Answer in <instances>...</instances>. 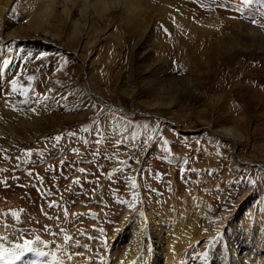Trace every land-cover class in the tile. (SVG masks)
I'll return each instance as SVG.
<instances>
[{
	"label": "rangeland",
	"instance_id": "374dc122",
	"mask_svg": "<svg viewBox=\"0 0 264 264\" xmlns=\"http://www.w3.org/2000/svg\"><path fill=\"white\" fill-rule=\"evenodd\" d=\"M37 2L0 0V137L7 139L6 144L15 145L14 149L10 148V159L7 160L2 158L5 149L0 148V167L17 164V161L20 162L17 159H30L28 166L31 164L32 168L38 169V173L33 175L38 183H34L36 194L26 198L23 197L25 189L11 190L10 181H0V243L8 250V258H11V251H20L28 245L26 232L29 220L25 213L30 207L26 205L46 195L51 198L44 201L45 206L49 205V212H60L56 218L49 217V225L55 220H61L65 225L66 218L70 216L66 207L70 206L75 222H88L84 233L76 235L86 239L84 235L87 234L91 240L80 239L79 243L89 245L90 241L103 239L105 246L110 245L111 236L98 233L102 224L106 223L102 219V213L107 208L104 202L107 197H116V194L117 198L128 197L127 172L130 173L134 166L138 167L139 172L129 185L132 186L131 195H138L137 188L145 167L156 158V148L163 143L162 133L168 130L167 124L154 113L180 123L181 129L170 130H175L180 138L185 139L187 146H209L207 141L213 144V139L217 140L219 148L223 147L226 155L231 154V151L230 147L223 146V137L212 129L204 130V127L207 122L215 121L235 134L239 132L235 145L233 143L231 146L239 153L238 174L230 173V162L227 163L226 158L220 164L223 171L219 176L207 179V185L215 184L208 190L206 198L207 203L211 201L213 204L210 203L211 206L205 211L208 227L196 228L189 239L193 240L191 256L208 253L214 247L221 253L225 238L236 247L241 239L240 228L245 226L244 221L248 229L256 222H261L259 234L263 235L261 244L264 245V176L257 167L248 170L251 165L243 162L264 161V86H261L260 81L252 83L248 75L259 71L257 69L263 64L259 60L251 63L250 54L238 53L233 57L235 63L226 66L225 61H220L216 53L200 47L195 57L198 62L188 68L189 59L183 50L177 51L174 46L178 39L187 41L195 36L216 39L231 33L238 35L242 26L245 33L240 37L251 38L249 35L252 33L257 37L264 36V5L259 0H252L251 3L242 0H136L139 8L133 6L135 14L129 17L131 14L121 13L123 9L113 1L107 11L102 14L92 12L90 15L79 13L78 7L75 8L70 1L69 14L57 5L50 18L42 20L35 13L39 9ZM27 14L32 16V26L38 28L36 34L33 29H26L27 19L24 16ZM237 49L248 53L257 50L253 43L249 48L243 45ZM235 67H238L237 70H234ZM160 72L164 73L165 82L176 79L179 85H188L198 92L190 89L191 93L183 97V90L179 87L176 92L179 96L175 95L171 106L154 108L151 103L155 101L153 99L156 95L144 89L146 83L159 78L157 76ZM83 94L90 97L94 107L82 100ZM18 101L25 104L23 108L20 105L22 109L19 112H25L24 107L27 113L33 112L32 117H28V136L20 129L22 126L19 121L12 117L15 109L13 105ZM107 102L127 110L120 113L124 120L129 121L119 128L120 134L116 132L117 128L107 130L102 123L110 110ZM132 115L135 118L131 120ZM11 117L19 134L23 133L21 139L14 138L6 129ZM152 121L155 125H152ZM105 131L109 134L102 136ZM69 140L77 143L73 141L70 144L67 142ZM91 140L93 146H96L94 154L88 151ZM99 140L107 142L113 148V153L104 155L105 158L99 155L106 148V145L98 143ZM64 142L70 148H62ZM147 142H150V148L139 159ZM174 149L175 156H178L183 147L176 146ZM186 152L188 157L194 154L190 148ZM117 157H124L120 163L123 161L126 172L110 183L112 177L120 174L119 160L114 162ZM133 157V162L129 161ZM174 162L167 158L163 167L170 169ZM199 162L204 164L206 172L215 173L210 171L209 163L202 160ZM180 169L178 173L182 172ZM41 170L51 171L52 174H39ZM61 171L68 172L65 183L57 177ZM5 175L14 176L9 170ZM49 177L51 179L46 181L45 178ZM198 182L194 181L193 184ZM197 190L201 192L199 195L206 191ZM31 191L35 192L33 188ZM18 198L21 200L17 201ZM222 199L227 201L223 203ZM60 202L67 204L62 205ZM218 202L224 206L219 207ZM149 210L154 211V208ZM36 212L40 210L37 208ZM135 212L130 216L131 220L137 222L139 215Z\"/></svg>",
	"mask_w": 264,
	"mask_h": 264
},
{
	"label": "bare ground",
	"instance_id": "6f19581e",
	"mask_svg": "<svg viewBox=\"0 0 264 264\" xmlns=\"http://www.w3.org/2000/svg\"><path fill=\"white\" fill-rule=\"evenodd\" d=\"M70 1L75 8L78 7L79 13L88 15L92 14V12L102 14V12L107 11L111 7L112 1L116 3L119 8L123 9L121 13L131 14L129 15V17L135 14L132 10L133 6H135V8H139L138 4H136V0H38L37 4L39 6V9L35 13L40 19L44 20L43 18H45L47 20L53 14L54 6L56 7L57 5H59L62 8L63 12L69 14L71 11V6L69 3ZM40 8L42 9L40 10ZM24 17L27 19L26 29H33V33L36 34L38 28L32 26V16L27 14ZM221 28L222 27H220L219 29ZM239 31L240 32L238 35H233L230 32V35L221 36L216 39H211L210 37L207 38L204 36L200 38L195 36L187 39V41L178 39L174 46L177 48V51L183 50L184 55L189 59V61L187 62L188 68H190L189 66H194L195 62H198V58L196 59L195 57L198 55L200 47H206L209 52L213 51L214 53H216L220 61H225L226 66L235 63L233 57H236V54H250L249 58L252 59V61H250L251 63L259 60L263 64L262 67L257 69L259 71L254 74H248L250 76V81H252V83H257V81H260L261 86H264V36L257 37L256 34L252 33L249 35L251 36V38H245L243 36H239L242 35V33H245L243 26L242 28H239ZM252 43L256 46L257 50L251 53H248V51L245 50L237 49L243 45H246L249 48V45ZM164 52H166V49L164 50ZM258 56L260 57V59H258ZM83 64L87 65V63L85 62ZM237 68L238 67H235L234 70H237ZM163 76L164 73L160 72V74H158L157 76L159 78H155L152 83H146L147 86L144 89L145 92H152L156 95V98L153 99L156 102L152 101L151 103L154 108H160L161 105L163 107L171 106L173 104L175 95L177 96L176 92H178L179 87H181L180 89L183 90L181 94V96L183 97L191 93L190 89L198 92L196 91V89H192L188 85H179V82L176 79H172V82H165L164 80L166 78L163 80ZM237 85H240V83H238ZM46 88V90L49 89L48 86ZM241 89L244 90V87H242ZM242 99L245 100V98ZM82 100L86 103L88 102V106L94 107L90 97H88L87 95L83 94ZM243 103L246 102L243 101ZM20 105H22L23 108V105L25 104H22L20 103V101H18L15 106L13 105V108L15 109L13 111L12 117L13 119L15 118L19 121L22 126L20 129L28 136L30 135V132L28 131V117H32L33 112L27 113L26 107H24L25 112H19V110L22 109ZM107 105H109L110 110L102 119V123L103 125H105V128L107 130H113L114 128H117L116 132L119 133L122 126L127 125V122H129L124 120L120 114L121 112L127 110L121 106L112 105L108 102ZM92 109L93 108H91V110ZM91 110L89 112H91ZM153 115L160 116L158 118H161L162 122L167 124L168 130L162 133L164 136L162 139L163 143L161 144V146H157L156 148V158L152 163L149 162L145 167L143 178L141 179L137 188L138 195H135V193L131 195L130 191L132 190V186L129 185L131 184V181L136 173L139 172V170L137 169L138 167L134 166V168L130 170V173L127 172L128 178L126 179V181L128 182L126 189L131 196L129 197L128 195V197H119V199L117 198L118 194H116V197H107V201L104 202L107 208H104L105 210L103 211L104 213H102V219H105L106 223L102 224L103 227L98 230L100 231L98 233H103L104 236H111L110 245L105 246L103 239L97 242L90 241L89 245H86L85 242H83L82 244L79 243L80 239H83V241L91 240V237H87V234L84 235L86 236V239L82 235L80 236V238L76 235L80 232L84 233L86 229L85 225H87L88 222L86 220H82V222H75L74 214L72 213L73 211L71 212L70 206L66 207L67 212H70V216L68 219L66 218L65 225H63V222L61 220H55V222L49 225V217L54 216V218H56L58 217V213L60 212L57 209L56 212L52 210L56 214H51L52 212H49L48 201V206H45L44 201L51 198H49V196L47 197L46 195V197L44 198H37L38 201L37 199L31 200L29 206L26 205V207H30L28 212L25 213V217L29 220L27 229L28 231L26 232L28 245L23 247L20 251L16 250V253L14 251H11V258H8V250L5 249L0 243V264H264V245L261 244L263 241V235L259 234V230H261L262 228L261 222H256V226L252 225L250 229H248V225L244 221L245 226L243 228H240L241 239L240 241H238V245L236 247L231 241L225 238L226 242L223 245L221 253L217 252V248L214 247V249L208 253L197 255V257L191 256V246L193 245V240L189 239L192 238L194 230L196 228H203V226H205V228L208 227V215H205V211L211 206L210 203L212 202L210 201L207 203L206 198L208 195V190L214 187L215 184H208V186L207 183L209 182H207V179H214L216 175L219 176L221 171H223L220 167V164L223 163L226 158H228L227 163L230 162L228 164L230 173L238 174L236 169L238 168L237 160L239 158V153H237L236 149L231 146L233 145V143L235 145L237 139L236 136L239 132L235 134V132L231 129L220 126L215 121L207 122V126L204 127V130L209 131V129H212L214 133L220 134L223 137V141L225 143L223 144V146L227 148L230 147L231 151V154L226 155L223 152V147L219 148V143L217 142V140L214 141L213 139L211 140L213 141V144L209 143L210 140L207 141L209 146H204L201 144L196 147H191L189 144V146H187L185 139L180 138L175 130H170L172 128L176 130L181 129L180 123H176L175 121L170 120L166 116L159 113H154ZM12 117L11 119H8V122L12 120ZM134 118L135 117H133V115L130 117L131 120ZM6 125V129L11 132L10 134H12L14 138L21 139L20 137L23 133L19 134L18 129L14 126V124H12V121ZM152 125H155L154 121H152ZM237 127L240 128L239 126ZM106 133L108 132L105 131L102 136H104ZM0 135L2 136L1 132ZM24 137L26 138V136H23V138ZM240 138L242 137H239V139ZM5 140L7 139L0 137V148L5 149L4 155L1 156L2 158L7 160L10 159V150L14 149L15 145H12L11 143L6 144ZM73 141L74 143L76 142L75 140H69L67 142L71 144ZM67 142L62 143V148L68 146ZM98 143L106 145V148L102 153L99 152V155L104 157V155L108 156V154L113 153V148L107 145V142L99 140ZM149 143L150 142H147L145 149L141 150L138 157L139 159L143 158V156L147 154L148 149L150 148ZM93 144L91 140L88 151H93L94 154L96 146H93ZM176 146L183 147V150L178 156H175L176 149L174 148ZM11 147L12 149H10ZM68 147L70 148V146ZM188 148H190V150H193L194 154H192L193 156L191 157H188L187 154H185V152L188 151ZM167 158L173 161L175 160L174 166L170 169H166V167H163V163L166 162ZM122 159H124V157H117V159L114 160V162H118L119 160L118 166L121 167V170L120 174H118L116 177H112L109 180L110 183L114 182V180L117 179L120 175H125L126 171L124 172V163L123 161L120 163V160ZM134 159L135 158L133 157L132 159H129V161L133 162ZM17 160H19L21 163L17 161V164L11 163L12 166L9 164L6 167H0V181H10L13 187V189L11 187V190L25 189V195L23 197L26 198V196H32L36 194L34 183L36 184L37 182L36 177L33 178V175L34 173H38V169L32 168L31 164L30 166H28L29 164L27 162L30 159L25 161L22 159ZM200 160L209 163L211 165L210 171L215 173L212 174L210 172H206L207 169L206 167H204V164H202V162H199ZM198 162L199 165L197 164ZM243 162L245 164L247 163L251 165L252 168L249 167L248 170L257 167L258 171H261L262 176H264V161L253 162L249 160ZM182 163L184 164L183 166H181ZM254 164L256 166H254ZM179 169L182 172L178 173ZM8 170L9 173L13 174L14 176L5 175ZM53 172L55 174V170H53ZM63 172L61 171V174L58 173L57 177L65 183V181L67 180L68 172ZM29 173H31V176H29ZM50 173L52 174V172H48V170L39 171V174H48L49 176L51 175ZM50 179V177L48 179L45 178L46 181ZM242 179H244V177H242ZM71 180L75 181L74 179ZM194 181L199 182L193 184ZM41 182L43 181L41 180ZM217 182L219 183V181ZM187 185H189V187ZM203 185H206V187H203ZM43 186L45 187L44 184ZM32 188L35 192L31 191ZM194 188L200 190L205 189L206 191H203L202 195H199L201 192L199 193L197 189L194 191ZM181 193L183 194L181 195ZM64 197H67V195H65ZM20 200L19 198L17 199V201ZM215 200H217V198ZM221 201L224 203L227 201V199H222ZM60 203L62 205L67 204V202ZM223 203L221 205L220 202H218L219 207L224 206ZM213 206H215V208L217 207V205ZM37 208L40 210V212L35 213V209ZM151 208H154V211H150L149 209ZM134 211H136L135 214L139 215V218H137V222H134L133 219L131 220L132 217L130 215ZM39 213L41 214L38 215ZM55 244H59L61 246L58 247ZM79 246L85 248H80ZM14 255H16L15 258H13Z\"/></svg>",
	"mask_w": 264,
	"mask_h": 264
},
{
	"label": "snow or ice",
	"instance_id": "6c2138e0",
	"mask_svg": "<svg viewBox=\"0 0 264 264\" xmlns=\"http://www.w3.org/2000/svg\"><path fill=\"white\" fill-rule=\"evenodd\" d=\"M242 2L251 3L252 0H242ZM259 2H260L261 5H264V0H259Z\"/></svg>",
	"mask_w": 264,
	"mask_h": 264
}]
</instances>
